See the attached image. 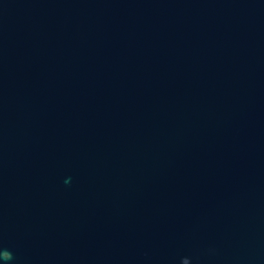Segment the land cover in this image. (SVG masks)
<instances>
[{
  "label": "water",
  "instance_id": "water-1",
  "mask_svg": "<svg viewBox=\"0 0 264 264\" xmlns=\"http://www.w3.org/2000/svg\"><path fill=\"white\" fill-rule=\"evenodd\" d=\"M0 264H264V0H0Z\"/></svg>",
  "mask_w": 264,
  "mask_h": 264
},
{
  "label": "clouds",
  "instance_id": "clouds-1",
  "mask_svg": "<svg viewBox=\"0 0 264 264\" xmlns=\"http://www.w3.org/2000/svg\"><path fill=\"white\" fill-rule=\"evenodd\" d=\"M3 258H4L5 260H10V259H12L11 253L8 252L7 250H5V251L3 252Z\"/></svg>",
  "mask_w": 264,
  "mask_h": 264
}]
</instances>
